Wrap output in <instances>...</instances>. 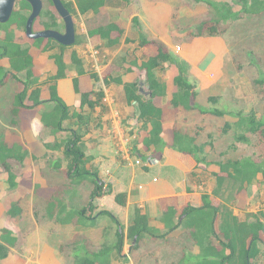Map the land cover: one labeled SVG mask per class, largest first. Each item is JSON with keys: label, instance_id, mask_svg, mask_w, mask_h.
Returning <instances> with one entry per match:
<instances>
[{"label": "trees", "instance_id": "16d2710c", "mask_svg": "<svg viewBox=\"0 0 264 264\" xmlns=\"http://www.w3.org/2000/svg\"><path fill=\"white\" fill-rule=\"evenodd\" d=\"M53 6L51 0H43V2ZM125 1V0H124ZM196 4H203L207 8L206 18L199 22L196 28L187 32L189 40L203 38L206 36L216 37L224 36L229 27L234 26L236 22L248 19L250 16L260 15L264 17V0H231V2H213L211 0H189ZM66 8L72 13L70 5L66 4ZM109 6L108 0H78L77 7L81 15L93 13L98 15L101 10ZM240 10L236 11L235 8ZM31 14V6L25 1H19L16 4L14 14L7 24H0V32L4 35L0 37V88L5 87L9 80H15L23 85V90L17 93L14 103L10 107V113L15 118L22 111L33 110L41 106H51V110L42 115V122L45 128L51 129L55 134L67 132L64 123L70 121L72 111L70 106L62 98L59 91V81L67 76L68 66L65 62L64 51L66 48L53 40L45 41L43 39L34 40L33 46L41 49L44 53L55 50L60 51L53 55L52 59L57 67L56 75L50 77L46 82H40L35 75L34 58L31 55V47L25 42H21L17 37V32L26 29V24ZM73 15V14H72ZM58 14L52 13L50 9H43L39 19H48L50 22H44V30H59ZM139 38L137 41L127 39V43H137L142 48L156 46L157 53L148 57L142 62L141 70L144 74V82H135L132 84H124L125 98L128 105H135L137 109L138 122L142 124V131H146V137L143 139L144 147L147 150L156 149L161 153L168 144L162 137L163 128V110L155 104L157 98H164L167 95V86L162 83L157 72L163 70L165 65L174 66L178 71V75L174 78L176 92L170 101L171 107L175 110L199 111L201 115L213 116L218 118L232 117L235 122H226L222 132L227 134L234 130V143L230 150L237 151L238 144L249 145L251 140L249 135L256 137L259 147H264V120H261L258 113L252 109L249 112L244 110L233 112H224L219 109H203L197 104L199 92L196 86L190 81L189 64L173 55L160 42L150 40L143 33L139 20H133ZM88 36L91 39L98 38L106 46L113 48L120 45L124 36V30L118 23H108L97 27L90 28ZM251 55V54H250ZM249 55V56H250ZM73 62L79 67V76L86 72L82 68L83 63L75 53ZM253 65L258 63L253 58ZM24 74L25 79L22 80L20 75ZM96 77V75H93ZM259 75L255 84L261 86L264 90V76ZM52 83V84H51ZM106 85L109 84L105 80ZM117 83L123 84L118 78ZM143 86L148 88L145 93ZM49 84L50 98L42 99V85ZM74 92L81 96V108L88 107L94 110L97 106H101L105 98L103 91L82 92L80 89V79L73 80ZM210 104L217 106L220 98L211 96L208 98ZM233 115V116H231ZM79 115H77L78 117ZM81 119V118H80ZM70 136L62 142L46 146L52 151L62 150L63 160L55 162V168L61 170L63 164L66 168L67 179L73 184H79L81 181L92 178L93 190L90 195V204L82 210L66 211V206L56 200L49 202L46 209L49 220H55L58 223H68L77 217L81 220H90L95 222L93 213L97 207L94 202L113 193L110 185H106L101 179L97 170H89L87 168L89 158L86 157L82 147V135L75 130H68ZM212 141L206 144H196V137H190L182 133L179 129L173 131V143L171 148L181 154L190 156L196 163L197 168L201 166H211L209 162L207 148L212 147ZM28 152L24 151L19 144H9L5 141L4 135H0V169L6 173L7 182L11 189L16 188L17 176L13 172L10 161L24 164ZM219 168L215 174L217 182V193L221 190L227 180H233L239 183V193L248 189L255 184L258 176L261 175L264 180V157L256 158L252 156L243 157L239 160H227L218 162ZM117 204L124 206L126 204V196L118 194L115 196ZM21 213L18 203H15L9 214L11 217H17ZM110 217L119 227L118 220L109 212L102 211L98 216ZM222 211L219 207L213 205L211 196H203V206L194 208L187 206L182 213L171 208L164 217V222L168 228V233L158 234L150 228L149 218L140 208L135 209V217L128 229L127 237L123 232H116V241L110 244L109 241L96 245L93 249L90 246L88 238L78 237L74 242L68 245L72 254L70 258L75 264H111L114 258L126 259L124 245L126 240L134 241L137 239V245L147 237L154 239H166L170 233L176 231L181 225L179 219L186 217L187 221L183 226L191 233L194 245L200 252H179L180 258L170 262L169 264H255L256 261L264 257V212L247 216L245 219L239 220L232 215H223V220L219 225V217ZM179 218V219H178ZM70 219V221L66 220ZM77 222V221H76ZM75 222H73L74 224ZM83 222H81L82 224ZM75 223L74 225H76ZM120 228V227H119ZM124 230V229H123ZM104 239L108 237V231L105 230ZM2 238L4 243H0V260L9 257L10 248L16 244V239L12 237V233L2 230Z\"/></svg>", "mask_w": 264, "mask_h": 264}, {"label": "rangeland", "instance_id": "374dc122", "mask_svg": "<svg viewBox=\"0 0 264 264\" xmlns=\"http://www.w3.org/2000/svg\"><path fill=\"white\" fill-rule=\"evenodd\" d=\"M211 1L224 2L227 0ZM228 1L231 2V0ZM64 2L70 5L72 8V14L77 31V42L74 46L65 49L64 58L69 63L70 71L73 70V73H78L79 68L73 62L74 54L76 53L78 58L82 61L84 70L89 75L85 79L87 82H85L86 90H89L90 87L96 92H104V90H109L105 83V80H108V76L115 78L121 75H128V73L131 72L133 68H135L136 72L139 70L138 81L144 82L143 71L137 66V63H139L140 60L143 62L148 57L154 56L156 54V46L153 45L148 48H142L139 46V42L127 43L126 40H138V31L136 30L135 24L133 22V20L137 18L146 37L157 42L161 41L160 43L163 45V41H166V33L163 29L159 30L160 23L157 20H162V23L165 21L163 19L165 16V7H168L172 11L170 15L171 21L169 32H167L169 41H171L169 43L167 40L163 46L165 47L166 45H169L171 51L175 50L177 53L182 54L183 43L190 42V48H193L197 44L200 51L194 50L193 54H190L191 59L188 56L189 60L192 62L194 61L196 67L204 63V61L207 62L206 65L208 66L207 69L209 70H200V72L204 74L201 76L202 78L204 76L208 77L209 81H207V84L209 85L203 86L202 80L197 79L196 76L191 77V70H189L190 81L196 86V89L200 95V98L197 100L198 106L203 109L217 108L228 113H236L240 110L249 112L250 110L254 109L258 113L259 118L264 120V90L261 86H257L254 82L257 80L259 75H262L261 77L264 76V17H260V15H254L250 16L246 20L236 22L234 26L229 27L228 32L224 36H206L203 38L189 40L187 35L188 30L196 28L199 25V22L203 18H206L207 8L203 4H196L195 2L189 0H108L109 6L103 8L98 15L93 13L81 15L77 7L78 0H64ZM44 9H50L52 13H57L54 7L51 6L48 1L44 2ZM235 10L239 11L240 8L236 7ZM26 14L30 15V12H26ZM58 21V31L64 32V23L60 16L58 17ZM44 22L50 21L48 19H38L35 23L34 31H43ZM112 22L119 23L124 30V36L120 42V45L109 48L106 46V43L101 41L94 42L88 36V31L90 28ZM3 35L4 34L0 32L1 38ZM17 37L21 42H25L31 47V51L35 55L34 57L37 64L36 69L34 68L35 75L40 79V81L44 83L50 77L54 76V68L50 70L49 66L50 64H54V60L52 59L53 55L60 53V51L55 50L47 53L42 52L41 49L33 46L34 40L29 39L26 36L24 29L18 31ZM172 38L174 42H172ZM173 55L176 56V53L173 52ZM253 58L258 63V66L251 64ZM39 60H47L49 66L45 67ZM93 75H96V77ZM176 75H178L176 67L169 65H165L163 70H159L157 72L158 79L167 86L170 95L176 91V87L173 82ZM20 78L24 80L25 75H20ZM42 87L44 89V95L50 97L49 84L42 85ZM141 87L145 93L148 92V88L146 86H143L142 84ZM67 89L70 93H72L70 81L67 84ZM22 90L23 85L15 80H9L6 87L3 89L0 88V135L6 133V136L10 138L9 144H11L13 141H17L19 139V135L18 130L16 129L17 127L14 128L11 125V119L14 117L10 112H8V108H10L12 103H14L17 93L21 92ZM211 96H217L220 98V102L217 106L208 102V98ZM77 98L78 97H75L76 102H73L71 111H74L76 106H79L80 104V99L77 100ZM114 104L119 105L120 101L116 100L114 101ZM165 109L167 110L166 113L170 126L176 117L175 121L182 133H189V135L194 136L196 133L200 132V143H208V141H212L213 146L211 148L208 147V159L212 164L211 166L217 167L213 164H217L221 161L224 162L227 160H239L248 156L261 158L264 155V147H259L257 145L258 141L256 137L252 135H249L251 140L249 145L238 144L237 151L230 150L231 144L234 140V132L225 134L222 132V129L225 123L224 120H231V122L235 121V119L232 117L218 119L203 118L199 111L175 110L171 107L168 98H165ZM70 124H73V121H70ZM126 127L131 128L129 125H126ZM47 135V129L43 130L40 134V142L37 144V147H40L41 150L43 148L44 152V141H46ZM29 148L33 154L34 161L37 162V160L41 158L42 153L36 152L32 146H29ZM11 164L13 171L21 180V191L24 188L29 190V186H32L35 189L37 188V192L39 194L41 193L42 196H47V200L49 201L52 196L58 198L61 195L67 194L63 191L64 185L66 184V181H68L65 171L52 174L47 168H45L43 170L44 173L42 176L34 178L32 174L31 178H29L25 177L24 175L27 173L28 167H24L15 161H13ZM203 167L204 169L202 172L198 173L199 177L197 182L200 181L203 184H206L207 188H211L210 186L214 184L216 178L213 173L210 172V166ZM2 175L3 174H0V182H5V179L2 178ZM260 181V184L262 185V178ZM41 183L45 186L44 188L42 187V189H40ZM5 185L7 190H11L7 181ZM196 185H198V183H196ZM239 187V183L233 180H227L224 184L225 191L220 196L221 200L223 202H231V204L233 203L234 209L238 211V214H240L239 210L243 211V219L254 214L252 212H248L247 210H253L255 208V214L259 213L257 201L262 200L263 203H260L261 206H263V198L260 197L261 200L260 198L257 201L254 200L255 205H253L252 202H249V204L247 202H242L240 204L239 199H237L235 196ZM93 188L94 186L92 183V178H87L81 181L79 184H74L72 186L73 193L70 191L68 195L72 196L74 193H77L75 195L79 196L80 198L78 203L79 206L74 207L72 206L73 203H71L72 205L68 209L66 208V211L82 210L84 207H88L91 202L89 190ZM248 189L249 190L247 194H250V196H248L249 199H251L252 196L255 195L256 190L254 189L253 185ZM19 193L20 192H12L10 195H12L14 200H16L19 197ZM23 193V196L26 197L32 195V193H29V191ZM23 193L21 192L20 194L22 195ZM226 194H228V199ZM27 200L28 198L25 199V202ZM22 205L24 206L25 204ZM34 208L35 219L40 220V217L42 216V208H39V205L34 206ZM97 209H95V211ZM232 213L233 212L228 209L227 215H232ZM98 217L101 219V225H105L103 224L104 222H106L108 225H112L111 222H113V220L110 217L97 215V218ZM3 220H1V222ZM66 220L70 221V219ZM62 221H60L59 224L53 225L57 228L61 227L65 230L70 227H67L68 224L73 222L77 223L75 226L78 229H73V231L70 233L72 236H70L69 241L67 238H65L64 233H60L63 232L62 230L58 229V231H60L58 233L56 230L52 232V229H50L52 227L50 225L51 223H49L51 222L50 220H41L43 223V229H46L45 232L51 230L49 232L53 236L57 234L55 239H53V237L51 239V241L56 244L55 247H58L59 251L56 255L57 261L55 264H75L70 258L72 252L69 250L68 245L72 244L76 238L78 239V237L87 238V234L83 233L81 228H84L83 230H88L95 225V222L93 223V221L84 219L81 220L77 217L75 219L73 217V222L70 221L68 223H62ZM81 222L83 223L81 224ZM10 226L13 228L14 234L19 240L18 245L20 244L21 247L18 250V246L14 248L11 255L5 260H1L0 264H51L52 261H54L51 255V253L55 255L54 252L47 253L44 255V257L43 255L36 256L35 252H30L32 249L30 244L27 242L24 243V241H28L31 237L32 232H30V228L32 227H28L29 229L24 232L18 227L16 221L11 222ZM60 234L63 235L61 236ZM109 235L110 234H108V237L104 239L105 242L114 241L116 239L114 235ZM262 238L264 239V234H262ZM91 240L90 246L92 247L91 249H93L97 244L93 243L94 240ZM160 241L161 240H158L157 244L151 242L146 243L145 246L142 247L144 252H125L126 259H113L111 264H169L170 262L180 258L181 254L179 252H163V250L166 248L174 246V241H170L168 243H162ZM30 243L33 245V237ZM129 244L130 242L126 243V248L129 247ZM163 246H165L164 249L162 248ZM255 264H264V257L258 259Z\"/></svg>", "mask_w": 264, "mask_h": 264}, {"label": "crops", "instance_id": "0c3cea01", "mask_svg": "<svg viewBox=\"0 0 264 264\" xmlns=\"http://www.w3.org/2000/svg\"><path fill=\"white\" fill-rule=\"evenodd\" d=\"M171 10L168 7H165V16L164 22L162 20H157L160 23L159 30H164L166 33L165 39L170 43L168 33L170 26V15ZM157 15V14H156ZM161 15V14H160ZM162 23V25H161ZM119 24V23H118ZM120 25V24H119ZM121 26V25H120ZM122 28V27H121ZM18 33V32H17ZM160 40V39H159ZM94 42H100L98 38L92 39ZM163 41V40H162ZM166 41H163V45ZM161 42V41H160ZM172 42L173 38H172ZM168 43V44H169ZM190 42L183 43V53L179 54L175 50H170L169 45L165 47L173 54L176 53V56L180 57V59L186 61L189 64V70H191V77L196 76L197 79L202 80L203 86L209 85L207 84L209 81L207 76H203L204 74L200 72L207 69L206 61L196 67L195 62L190 61V54H193L194 50L200 51L197 44L190 48ZM173 44V43H172ZM150 47V46H149ZM148 48V47H147ZM197 48V49H196ZM42 51V50H41ZM43 52V51H42ZM157 53V47H156ZM179 54V55H178ZM31 55L34 58L35 69L37 67L35 61V55L31 51ZM189 56V58H188ZM45 67L49 66L47 60H39ZM68 71L65 79L59 81V91L62 98L66 101L70 108L73 105V102H76L75 97H78L77 100L80 99L79 106H76L75 110L72 111V119L73 124H70V121H66L64 123V127L67 132L55 134L51 129L45 128L42 122V115L51 110V106H41L33 110H25L22 111L17 118H15L16 123L14 122V118L11 119V125L18 130L19 139L17 141H13L12 144H19L23 147L24 151L28 152V156L22 164L24 167H28V171L25 177L31 178L33 174L34 178L38 176H42L44 173L43 170L45 168L52 174L65 171L66 168L63 164V168L61 170H57L55 168V161L63 160V152L62 150L52 151L48 149L46 146H51L57 143L62 142L64 139L69 138L70 132L68 130H75L82 135V147L84 153L87 158H89L87 168L89 170H97L103 182L106 185H110L113 193L111 195L105 196L101 199H98L95 202L96 207L98 209L95 211L93 218H96L95 225L88 230L81 231L87 234V238L89 241L94 240L93 243L97 245H101L104 243V232L108 231L109 236H115L116 232L121 231L125 233L126 237L128 234V229L132 224L135 217V209L140 208L142 212L148 216L150 228L154 230V232L158 234H166L168 233V228L164 222V217L169 209L174 208L179 216L182 211L187 207L191 206L194 208H201L203 206V196L208 195L211 196L213 205L219 207L222 211V216L227 215L228 209L232 211V216L242 220L243 211L234 209L233 203L231 202H223L221 200V195L225 191L224 186L217 193V182L215 180L214 184L210 186L211 188H207L206 184L198 181V173L202 172L204 169L203 166L197 168L195 161L187 155L181 154L171 148L173 143V131L175 129H179L175 118L170 126L169 119L167 118V110L165 109V98H168L171 101L173 94L170 95L167 89V95L164 98H157L155 100V104L163 110V128L164 132L162 134L163 139L168 144V147L163 149L161 153H158L156 149L147 150L144 147L143 139L146 137V131H142V124L138 122L137 109L135 105H128L125 98L124 84H132L135 82H139V70H131L128 75H121L115 78H111L108 76L109 84L106 86L109 90H104L105 98L101 106H97L94 110L89 109L88 107L81 108V96L76 94L73 89V80L76 78L80 79V89L82 92H91L93 91L90 87L89 90H86V78L89 76L85 73L82 76H79V73H73V70L70 71L69 63L65 60ZM194 63V64H193ZM141 60L137 63L138 67H141ZM206 65V66H205ZM50 70L54 68V74L57 73V67L54 64H50ZM48 67V68H49ZM112 67V66H109ZM56 68V69H55ZM84 69V67L82 66ZM209 70V69H207ZM79 71V68H78ZM86 72V71H85ZM177 76V75H176ZM175 76V77H176ZM174 77V78H175ZM120 78L123 81V84L117 83V79ZM70 81L72 87V93H70L67 89V84ZM174 81V80H173ZM41 82V81H40ZM87 83V82H86ZM114 85V86H113ZM211 85V84H210ZM142 86V83H141ZM6 87V86H5ZM4 88V87H3ZM2 88V89H3ZM211 88V87H210ZM63 90V91H62ZM50 97L44 95V89L42 92V99L49 100ZM200 98V95L198 96ZM73 99V101H72ZM119 100L120 104H114V101ZM198 100V99H197ZM75 107V106H74ZM182 110V109H180ZM185 111V110H184ZM8 112H10V108H8ZM77 115H79L77 117ZM77 117V118H76ZM203 118H214L218 119V117L213 116H204ZM81 118V119H80ZM226 118V117H225ZM76 120V122H75ZM226 122H231V120H224ZM235 122V121H233ZM224 123V125H225ZM232 123V122H231ZM72 125V126H71ZM126 125H129L131 128H127ZM224 127V126H223ZM6 128V127H5ZM47 129L48 135L46 141H44V149L37 147V144L40 142V134L43 130ZM230 132L235 131L232 130ZM190 137H196V144L203 145L206 144L200 143V132L196 133L194 136L189 135V133H184ZM4 135L5 141L10 143V138L6 136V133L1 134ZM8 137V138H7ZM209 142V141H208ZM234 143V141H233ZM232 143V144H233ZM231 144V145H232ZM29 146L34 147L33 149L36 152H41L42 156L37 162L34 161L33 154ZM33 150V151H34ZM34 151V152H35ZM207 153L208 148H207ZM264 157V155H263ZM261 157V158H263ZM11 163L13 161H10ZM210 172L215 176L218 173V168L215 166H210ZM14 172V171H13ZM29 173V174H28ZM0 174L2 178L5 179V182H0V243H4L2 238V230L7 229L12 233V237L16 239V244L14 247L10 248V254L14 248L17 246V250L20 249L21 245H18V238L14 234L13 228L10 226L11 222L16 221L18 227L21 228L24 232H26L30 228L32 232L31 237L28 241H24V243H29L30 246L34 249L30 252H35L36 256H41L47 253H51L52 261L51 264L56 263V255L58 251V247H55V243L51 241L52 237L55 239L56 235L53 236L49 231L45 232L46 229H43V223L41 220L45 221L48 219L46 209L49 206V202L53 199L56 200V197H51L50 201L47 200V196H42L41 193L37 192V188H33L29 186V190L23 189L21 180L17 176L16 180V188L7 190L5 185L7 181L6 173L0 170ZM261 175L258 176V180L253 185L256 190L255 195L249 199L250 194H247L248 190L242 191L239 193V189L236 192V198L239 199V203L242 202H252L255 205L254 200H258L260 197L264 200V180L262 178V185L260 184ZM198 183V185H196ZM74 184L69 180L66 181L64 185V193L65 195H61L58 197V201L63 203L68 209L73 203L72 206L78 207L79 196L68 195V193L72 191V186ZM257 186V188H256ZM262 186V187H261ZM10 187V186H9ZM37 187V186H35ZM45 186L41 183V188ZM249 188V187H248ZM13 190V191H12ZM93 189L89 190L90 195ZM29 191L32 195L23 196L24 193ZM12 192H22L21 195L19 193V199L14 200V197L10 195ZM118 194H124L126 196V204L121 206L117 204L115 201V196ZM89 195V196H90ZM249 195V196H248ZM252 195V194H251ZM228 199V194H226ZM28 200L25 202V199ZM20 200V201H19ZM47 200V201H46ZM261 200V198H260ZM21 208V213L17 217H11L9 211L11 207L17 203ZM263 201H257L258 212H264V204L261 206ZM22 204H25L24 206ZM41 209L42 216L40 220L35 219V208L34 206H38ZM233 205V206H232ZM78 209V208H77ZM246 210V209H245ZM101 211H107L111 213L119 222V227L111 222L112 225H108L106 222L101 225V219L97 215ZM248 212L256 213L255 208L252 210H247ZM247 213V212H246ZM258 214V213H257ZM219 217V225L223 222V220H227L226 218ZM107 217V216H105ZM4 219V220H3ZM179 219V218H178ZM245 219V218H244ZM1 220H3L1 222ZM49 220V219H48ZM5 221V222H4ZM50 225L52 226V232L56 230V232H60L62 230L65 234V238L70 239L72 236L70 233L75 230L77 227L71 223L68 224L67 229H62L55 227L53 224H59L57 221L50 220ZM187 218L183 217L179 219V223H186ZM55 222V223H54ZM73 222V221H72ZM94 223V222H93ZM181 225L176 231L170 233V235L164 240L162 239L160 242H170L174 241V246L168 247L163 252H200L199 248L194 245V241L191 238L190 231L185 228V226ZM54 226V227H53ZM78 229V228H77ZM124 229V230H123ZM61 236L63 234H60ZM33 237V245L30 243ZM91 238V239H90ZM91 240V241H92ZM159 239H154L147 237L140 242L138 246L134 244L132 241L126 240L124 245V252H144L143 246L146 243H158ZM114 241H109L110 244H114ZM164 241V242H163ZM130 242L129 247L126 248V243ZM29 247V245H28ZM163 249L165 246L162 247ZM154 252V251H151ZM116 259V258H114ZM1 261V260H0ZM51 262V261H50ZM113 262V261H112ZM41 264V263H40Z\"/></svg>", "mask_w": 264, "mask_h": 264}, {"label": "water", "instance_id": "95a60500", "mask_svg": "<svg viewBox=\"0 0 264 264\" xmlns=\"http://www.w3.org/2000/svg\"><path fill=\"white\" fill-rule=\"evenodd\" d=\"M25 1L31 6V14L28 18L25 33L29 39L45 41L53 40L58 44L71 47L77 42L76 25L72 13L66 8L63 0H51L53 7L64 23V32L57 30L34 31L36 21L41 17L44 9L43 0H0V24H7L11 20L16 4ZM137 243V239L133 241Z\"/></svg>", "mask_w": 264, "mask_h": 264}, {"label": "flooded vegetation", "instance_id": "af4514ba", "mask_svg": "<svg viewBox=\"0 0 264 264\" xmlns=\"http://www.w3.org/2000/svg\"><path fill=\"white\" fill-rule=\"evenodd\" d=\"M63 33V32H62Z\"/></svg>", "mask_w": 264, "mask_h": 264}]
</instances>
